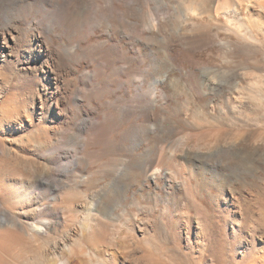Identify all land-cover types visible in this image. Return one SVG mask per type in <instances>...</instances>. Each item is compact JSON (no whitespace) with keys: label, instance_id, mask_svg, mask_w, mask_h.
Masks as SVG:
<instances>
[{"label":"rangeland","instance_id":"rangeland-1","mask_svg":"<svg viewBox=\"0 0 264 264\" xmlns=\"http://www.w3.org/2000/svg\"><path fill=\"white\" fill-rule=\"evenodd\" d=\"M15 1L0 3V142L6 154L0 156L5 161L1 169L15 162L7 155L11 146L17 164L26 151L35 156L38 147L41 153L48 146L56 152L52 157H36V169L44 178L31 202L11 201L0 207L17 215L27 211L32 214L29 220L61 225L57 231L50 226L48 236L42 238L0 229V264H53V245L61 237L81 235L83 213L74 222L70 218L63 223L65 214L54 207L55 212L49 211L50 199L57 193L47 184L56 179L86 182L78 190L91 195L109 185L102 170L110 162L125 160L129 154L125 148L132 150L133 158L147 153L155 160L157 153L149 154L146 143L129 147L132 141L122 142V137L145 136L146 126L155 130L150 138L166 139L164 146L172 148L173 154L165 155L173 162L162 160L152 177L126 189L125 201L111 215L117 223L113 241L118 242L117 249L87 245L84 253L72 244V260L79 264H264V2L135 0V18H116L115 26L109 20L87 23L81 39L68 27L78 0H63L67 17L45 34L35 21L55 20L54 2ZM128 1L121 0L122 10ZM198 2L204 7H198ZM27 5L31 13L25 15ZM220 5L226 7L225 14L215 11ZM245 44L255 53L241 55L237 48ZM66 51L72 58L67 59ZM38 52L43 54L41 59H36ZM166 54L171 65L164 61ZM49 68L53 79L46 80L42 70ZM159 79L162 83L154 85ZM147 95L152 96L155 117L143 122L121 115L125 108L146 105ZM56 99L59 108L51 103ZM108 126L112 129L107 134L109 146L82 147L83 140L97 139L99 128ZM189 137L193 139L185 142ZM201 137L205 142L195 145ZM212 137L218 142L214 144ZM90 154L98 157L85 160ZM196 154L200 156L191 160ZM243 157L250 161L241 162ZM21 181L17 177L6 183L28 186L31 182ZM80 205L73 206L81 210ZM41 206L48 208L30 210ZM101 217L106 216L95 220Z\"/></svg>","mask_w":264,"mask_h":264},{"label":"bare ground","instance_id":"bare-ground-1","mask_svg":"<svg viewBox=\"0 0 264 264\" xmlns=\"http://www.w3.org/2000/svg\"><path fill=\"white\" fill-rule=\"evenodd\" d=\"M8 1H9V3H15L16 2L15 0H0V3L8 2ZM17 1H21V0H17ZM100 1H102L104 4ZM260 1H261V3L264 2L262 0H260ZM52 2H54V4H55L54 5L55 6V12H53L51 14L55 16V20L50 21V22H45L44 24H43V22H39L38 20L35 21L36 24L40 25L42 33H44V34L52 31L54 29L53 28L54 24L59 20H63L64 17L66 18L67 14H68V10L65 9L66 6L63 4V0H52ZM77 2H78L77 3V5H78L77 12L75 13L74 18H72L71 24H69L68 27L71 26L70 29L73 28L75 30V32L77 33L76 34L77 37H78V35H80L81 39H83L82 37L85 36V34H83L82 31H83V27L87 23H94L95 20H101V21L106 20V22L109 20V22H110L109 24L115 26L116 18L119 19L124 15L132 17V18L136 17L135 0H129L128 3H126V7L124 10H122L120 8L121 7L120 6L121 0H99V1L98 0H78ZM198 4H199V2H198ZM200 5L202 6V4H199L198 7ZM224 5H226V4H224ZM224 5H220V7H218L215 11L218 13V10L219 11L221 10V11H223L222 14H225L227 12V9ZM226 6L228 7V3ZM202 7H204V6H202ZM26 8L28 9V11L26 12V9H22L21 13L26 12L25 15L30 14L31 13V5H27ZM228 8H230V7H228ZM233 8H234V5H233ZM202 10L204 12V8ZM1 13H2V8L0 7V14ZM23 16H24V14H23ZM260 26H258V29ZM117 27H118V25H116V27H114V28H117ZM134 27L136 28V25H133L132 28H134ZM195 36H199V35L196 34ZM46 38L50 39L49 36H46ZM243 39H246V36H244ZM243 39H242V41H244ZM208 40H209V42H213V39H208ZM249 40H251V39H249ZM164 47H167V45ZM237 50L241 55L242 54L246 55V54H250V53L252 54V53H255V51H256V49L254 50L253 47L251 48V45H249V44H245L243 46H240L237 48ZM41 55H43V54H41ZM41 55H40V52H38L36 59H41L40 58ZM66 57H67V59L72 58V56L70 54H67V51H66ZM170 58L171 57L166 54L164 61L167 63V65H171V59ZM161 67H163L162 64H161ZM42 72H43L46 80L47 79H53V77L48 75L49 73L53 74V70H51L50 68L48 70L43 69ZM145 77H146V75H143V81H144V79H146ZM161 81L162 80H160V79L155 80L154 85L162 83ZM193 88L196 91H198V86L196 84L193 85ZM151 95L153 96V93H151ZM152 96L147 95V97L149 98V102L146 105H144L142 108L134 109V110L131 108L130 109L125 108L122 110L121 115L124 116L125 118H126V116H130V118L132 117L134 120L142 119L143 122L150 120L151 117H155V112H154L155 109H154V106L152 103V101H153ZM69 101H70V99L68 98L66 100V104H68ZM51 103L54 104L56 106V108H59L60 104H61V102L58 99L51 100ZM43 106H44V103H42L40 106L41 111L38 112V114H40V115H42V113H43V110L45 107V106L44 107ZM193 116H195V115H193ZM96 124L98 125V121L96 122ZM92 127H94V126H92ZM95 127L97 128L98 126L95 125ZM111 127H113V125ZM111 127L108 126L106 128H99L98 131L101 132L99 137H97V139H93L94 137H92V139H91V137H89L90 139L86 138L85 140H83L81 142L82 147H84L85 149H89V148H92L94 146H97V144H100V143H105V144H108V146H109L110 145L109 141H111V140L108 139L107 134L110 131H112ZM14 128L15 129H13V131L16 130V127H14ZM144 130H145V136H142V137L138 136L137 138H131V137L123 138L122 137L123 141L121 139L120 140L124 143H125V141H132V146H129V147H133L135 144H138L140 142L146 143L150 147L149 154H150V152H153V154H154V152L157 153V158L155 160L150 159V157L147 153L142 154L139 157L133 158L130 155L131 154L130 152L132 150H128L125 148V151L127 153H129L125 160L123 159L120 162L113 161V163L110 162L105 166V168H104L105 170L104 171L102 170L101 176L103 175L104 177H106L110 180L109 185L104 186L102 189H99L95 192H92L91 195L86 194L84 192H80L78 190V188L81 185L86 184V182H76L75 181V182H72V184L74 183L72 185V184L66 183L62 180L56 179L55 181H53V183L47 184L50 188L53 187V190L57 193L55 196H53L50 199L53 203L51 205H48V207L52 206L49 211H53V207H54V210L56 212H58L60 210V212L62 214H65L62 217L63 221H64L63 223L68 221V219H70V218L74 222L77 219V216L79 215V213H81V214L83 213V218H82L83 224L79 223L80 229H81L80 230L81 235L76 234V236L67 235L66 237H61V238L58 237L60 239L55 244L53 243L54 247L52 248V251L50 252V254L53 257H55V259H56V261H54L53 264H74V263L79 264L78 261L76 262V260H72V256L69 255V254H71V251H72L71 250L72 244L78 246L80 248V250H83L82 252H84V253H85V246H87V245H89V246H92V245L93 246H103L106 248L117 249L118 242L113 244V241L118 234L117 223H116V218H112L111 215L114 214V209L119 208V206H121L122 202L125 201L126 197H124V194H125L126 189L132 185L140 184L141 182L152 177L154 172L156 173L159 170V168H155V166L159 162H161L162 160H164L165 162H171V161L173 162V160L170 157L166 158V155H165V154H169L171 156L173 154L172 148H170V149L167 148V150H166V148L164 146V140H166V139L161 140V138L158 136H153L152 138H150V134L154 135V133H155V130L152 126H146V127H144ZM190 139H193V137H189V138H186V140L185 139L184 140H185V142H187ZM197 139H198V137H197ZM212 139L214 141V144L218 142V140L214 139V137H212ZM202 141L205 142V140L201 137V139L198 140L195 143V145H198ZM38 148L33 150L35 156H33L32 154H29L27 151H26V153H23L21 155L20 160L18 161L19 164H17L16 163L17 159L14 158L13 156H11L12 151H14V148H12V146L9 147L7 155L10 158L12 157L13 158L12 161H15V162L12 163L10 168L6 167L7 169H4V170L1 169V167H2L1 164H2V162L5 163V161H3V160L1 161V158H0V203L5 204L6 202H8V205H9L10 204L9 202L14 201L13 203L17 205V203L31 202L32 198L37 195L36 189L40 185V182H41V180H43L44 177L42 178L41 175L38 174V171L36 169L37 168L36 164L38 163V161H37L38 159L36 157L38 155H41V154L43 156L52 157L56 152V150L53 149V147L51 148L50 146H48V148H44V150L42 151L43 153H41V149H38ZM117 149H118V147H117ZM4 151H5L4 146L0 142V156L6 155ZM162 152H164V153L162 154ZM199 156L200 155L196 154L193 156V159H191V160H194V159L196 160ZM96 157H98V154H90V155H88L87 158H85V160L91 159V158L94 159ZM4 158H6V157H4ZM248 160L250 161V158L243 157V159H241V162L246 164L248 162ZM9 161H11V160H9ZM257 162H258V160H257ZM256 165L259 166L260 164H256ZM103 176H102V178H103ZM17 177L20 178V180H22V181L27 179V180H30L31 182L28 186H25L26 184L23 185L21 183L20 184H18V183L17 184H7L6 183L7 181H10V180L15 179ZM47 178L50 179L49 175ZM47 191H49V190H47ZM58 200H60V202H62L61 205L56 203ZM78 202L81 204L80 206H83L81 210L80 209L76 210L75 209L76 207L74 208V206H73L74 203H78ZM90 206H94V208H90ZM4 207H7V206L4 205ZM48 207L47 206H41L40 208L34 207L33 209H30V210H34L36 212H42L44 209L47 210ZM1 208L2 207H0V229L7 228L8 230L10 229V231L13 230L15 232L24 231L30 237H32L33 235L36 234L42 238V237L48 236L50 226H53L54 229H56L57 226L59 227L61 225L60 222H51L48 220H46V221L43 220L45 222H42V221L37 222L33 219L29 220V219H27V217L29 216L32 218V214L28 213L27 211H26V213L21 212L19 215H17V212L15 214V212L14 213L11 212V210H9V208L8 209L7 208L1 209ZM15 211H20V210H15ZM55 211H53V212H55ZM87 212H88V214H87ZM91 212H92V214H91ZM102 213H104L105 215H103ZM262 213H263V211H262ZM51 214L54 215L53 213H51ZM99 216H106L105 217L106 220L101 217V221H96L95 218L99 217ZM86 221L89 222V224L85 225ZM43 223H45L46 225L45 224L43 225ZM94 224H95V228L92 227ZM58 227H57V229H60ZM62 228H63V226H62ZM57 229H56V231H57ZM84 229L88 231L87 234H85L83 232ZM62 234H61V236H62ZM69 240L72 241L73 243H70ZM120 245H121V242H119V247H120Z\"/></svg>","mask_w":264,"mask_h":264}]
</instances>
